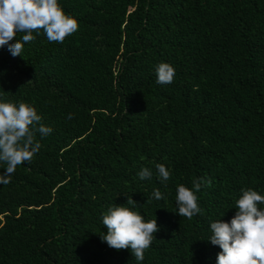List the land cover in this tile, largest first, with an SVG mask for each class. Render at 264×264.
I'll list each match as a JSON object with an SVG mask.
<instances>
[{
    "label": "trees",
    "instance_id": "obj_1",
    "mask_svg": "<svg viewBox=\"0 0 264 264\" xmlns=\"http://www.w3.org/2000/svg\"><path fill=\"white\" fill-rule=\"evenodd\" d=\"M59 4L79 23L63 43L41 31L22 56L0 48V102L35 107L53 129L0 184V264H216L210 223L232 219L242 189L264 195V0ZM161 62L171 84L156 83ZM197 178L212 186L189 220L175 195ZM128 196L159 227L142 262L101 240Z\"/></svg>",
    "mask_w": 264,
    "mask_h": 264
},
{
    "label": "clouds",
    "instance_id": "obj_2",
    "mask_svg": "<svg viewBox=\"0 0 264 264\" xmlns=\"http://www.w3.org/2000/svg\"><path fill=\"white\" fill-rule=\"evenodd\" d=\"M78 28L77 19L64 12L59 0H0V48L7 47L13 57L22 56L24 45L34 41L41 31L50 43H63ZM18 33H24L21 39L16 38ZM155 74L157 84H171L175 68L161 62L155 66ZM68 118H72L71 114ZM41 121L42 116L31 105L0 102V164L6 165L0 174V184L10 183L17 166L31 163L42 147L37 134L44 138L53 131ZM155 167L158 179L166 185L170 171L163 164ZM137 175L140 180H146L153 173L144 167ZM192 183V189L178 185L175 195V213L189 220L202 213L196 193L202 187L212 186L211 179L205 178L194 179ZM241 192L232 219L210 223L211 235L207 241L221 249L216 264H264V209L258 207L264 204V195L251 188ZM152 198L160 201L164 194L155 189ZM124 205L115 204L103 215L102 224L107 233L101 235V240L117 251L130 249L134 259L142 262L159 227L156 219L145 221L143 215L133 210L137 203L131 196L127 197L126 205L132 207Z\"/></svg>",
    "mask_w": 264,
    "mask_h": 264
}]
</instances>
